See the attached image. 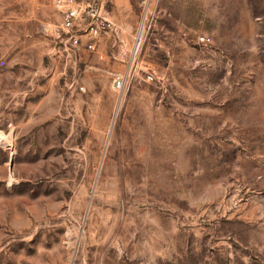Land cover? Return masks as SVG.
Wrapping results in <instances>:
<instances>
[{
  "label": "rangeland",
  "instance_id": "1",
  "mask_svg": "<svg viewBox=\"0 0 264 264\" xmlns=\"http://www.w3.org/2000/svg\"><path fill=\"white\" fill-rule=\"evenodd\" d=\"M105 8L98 59L0 0V264H264V0Z\"/></svg>",
  "mask_w": 264,
  "mask_h": 264
},
{
  "label": "built area",
  "instance_id": "2",
  "mask_svg": "<svg viewBox=\"0 0 264 264\" xmlns=\"http://www.w3.org/2000/svg\"><path fill=\"white\" fill-rule=\"evenodd\" d=\"M111 0H51L59 16V21L45 31L52 37L61 38L65 49L80 54L89 52L98 59H103V47L106 41L116 45L120 40L122 27L116 22L105 5ZM147 6L151 0H139ZM148 18V10L143 11L142 23L136 30L131 55L134 59L140 38L144 32V21ZM139 36V38H137ZM203 40V37L199 38ZM113 74L112 86L115 91L121 92L129 76V70ZM151 79V76H148Z\"/></svg>",
  "mask_w": 264,
  "mask_h": 264
},
{
  "label": "bare ground",
  "instance_id": "3",
  "mask_svg": "<svg viewBox=\"0 0 264 264\" xmlns=\"http://www.w3.org/2000/svg\"><path fill=\"white\" fill-rule=\"evenodd\" d=\"M137 38H139V36ZM9 139L10 138L7 137V136H3L2 134L0 135V143L9 145L10 144L9 141H8Z\"/></svg>",
  "mask_w": 264,
  "mask_h": 264
}]
</instances>
